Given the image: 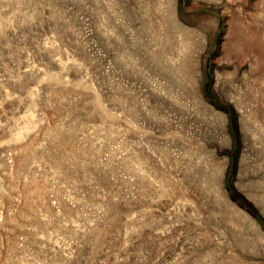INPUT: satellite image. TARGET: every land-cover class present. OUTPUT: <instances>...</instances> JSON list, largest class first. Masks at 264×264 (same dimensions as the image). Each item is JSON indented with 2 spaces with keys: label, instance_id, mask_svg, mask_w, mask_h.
<instances>
[{
  "label": "rangeland",
  "instance_id": "obj_1",
  "mask_svg": "<svg viewBox=\"0 0 264 264\" xmlns=\"http://www.w3.org/2000/svg\"><path fill=\"white\" fill-rule=\"evenodd\" d=\"M0 264H264V0H0Z\"/></svg>",
  "mask_w": 264,
  "mask_h": 264
}]
</instances>
